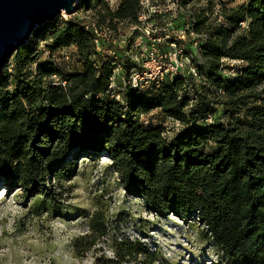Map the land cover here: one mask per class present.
I'll use <instances>...</instances> for the list:
<instances>
[{
	"label": "trees",
	"instance_id": "trees-1",
	"mask_svg": "<svg viewBox=\"0 0 264 264\" xmlns=\"http://www.w3.org/2000/svg\"><path fill=\"white\" fill-rule=\"evenodd\" d=\"M141 1L79 4L97 24L115 29L118 22L139 21ZM218 15L223 23L217 26L204 12L195 16L189 28L195 39L205 37L186 51L209 84L196 92L197 105L211 114L220 107L223 119L210 115L171 139L141 116L159 109L185 124L196 119L198 110L183 111L190 99L184 76L166 74L158 87L143 91L128 88L120 93L123 104L107 92L113 58L96 50L83 17L35 29L31 35L42 37L15 50L0 74L1 181L19 186L24 198L36 197L71 179L78 155L104 153L127 194L160 216L197 218L226 264H264V0L222 5ZM48 41V60H39V44ZM71 47L72 67L64 55L63 62L55 57L56 50ZM224 59L239 62L227 77L220 75ZM89 226L88 248L90 238L105 233L98 213ZM114 254L100 264H123L142 254L148 264L154 259L138 240L124 239Z\"/></svg>",
	"mask_w": 264,
	"mask_h": 264
},
{
	"label": "rangeland",
	"instance_id": "rangeland-1",
	"mask_svg": "<svg viewBox=\"0 0 264 264\" xmlns=\"http://www.w3.org/2000/svg\"><path fill=\"white\" fill-rule=\"evenodd\" d=\"M239 3L241 0H142L137 23H116V34L130 41H137L136 36L142 35L146 45L159 37L160 41H155L159 52L163 53L162 49L167 47L163 51L177 60L180 74L186 79L184 95L190 99L183 111L188 114L191 109L198 110L196 119L185 124L159 109L147 113L150 126L159 127L167 139L205 124L210 115L214 121L223 119L220 107L211 114L197 105L196 92L203 93L209 84L204 74L190 69L193 64L186 50L195 38L187 34L186 26L200 12L209 17L212 26H217L223 23L219 8ZM77 6L74 13L61 12L50 22L60 24L71 17L82 18L87 11L79 3ZM41 37L40 33L33 34L27 43L30 45ZM172 38L177 42L170 44ZM48 43L40 42L39 60H48L50 52L45 45ZM72 51L56 50L55 57L63 62L62 56L67 53L65 64L72 67ZM221 63L220 75L227 77L230 66L239 62L224 59ZM261 87L264 88V83ZM99 154L78 155L75 175L60 185L52 183V191L36 197L24 198L19 186H7L0 179V264H100L104 258H115L114 248L124 239L138 240L153 252L150 264H226L215 245L204 237L197 218L183 221L173 214L160 216L150 211L139 198L126 193L108 155ZM97 213L105 233L90 238L94 243L88 248L85 237L90 234V220ZM145 258L148 257L142 254L134 261L126 259L122 263L148 264Z\"/></svg>",
	"mask_w": 264,
	"mask_h": 264
},
{
	"label": "built area",
	"instance_id": "built-area-1",
	"mask_svg": "<svg viewBox=\"0 0 264 264\" xmlns=\"http://www.w3.org/2000/svg\"><path fill=\"white\" fill-rule=\"evenodd\" d=\"M110 6H115L116 0H108ZM84 18L83 25L86 29H89L94 36V44L96 50L99 53L110 55L113 58L112 62V74L109 77L110 83L107 92L111 97L119 100L121 103L126 104L127 101L121 98L120 93L130 89L146 90L151 87H158L161 79L164 75H175L180 73V67L177 64V60L159 52L157 42L160 41L159 37H154L155 40L144 44L142 35L136 36L137 41H130L125 36L116 34L115 30L108 25H99L90 13L82 16ZM140 15L138 16V20ZM122 22V21H121ZM133 24V23H131ZM135 26H132L134 28ZM189 34L195 38L196 35L190 30ZM205 34H201L199 38H204ZM198 38V39H199ZM176 39V38H175ZM198 39L193 41V45L196 46ZM122 42L123 45L117 44ZM171 41L170 44H174ZM112 46L108 49H102L101 46ZM115 47L121 49L119 53H116ZM73 49V47H71ZM71 50V49H70ZM67 53L64 54V59H67ZM126 64H132V66L125 71ZM193 72V68H190ZM142 123L149 126V120L147 115L141 116Z\"/></svg>",
	"mask_w": 264,
	"mask_h": 264
},
{
	"label": "water",
	"instance_id": "water-1",
	"mask_svg": "<svg viewBox=\"0 0 264 264\" xmlns=\"http://www.w3.org/2000/svg\"><path fill=\"white\" fill-rule=\"evenodd\" d=\"M80 0H0V74L12 53L33 31L64 12L72 14Z\"/></svg>",
	"mask_w": 264,
	"mask_h": 264
}]
</instances>
